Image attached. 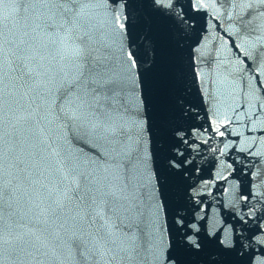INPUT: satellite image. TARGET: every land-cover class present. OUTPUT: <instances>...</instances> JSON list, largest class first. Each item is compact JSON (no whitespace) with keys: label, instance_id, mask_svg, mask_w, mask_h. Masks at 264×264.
<instances>
[{"label":"snow or ice","instance_id":"snow-or-ice-1","mask_svg":"<svg viewBox=\"0 0 264 264\" xmlns=\"http://www.w3.org/2000/svg\"><path fill=\"white\" fill-rule=\"evenodd\" d=\"M0 264H264V0H0Z\"/></svg>","mask_w":264,"mask_h":264}]
</instances>
